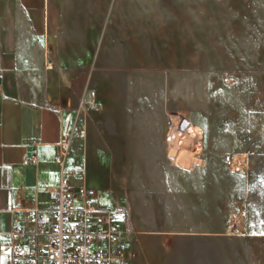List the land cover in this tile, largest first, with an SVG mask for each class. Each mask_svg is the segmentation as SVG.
I'll return each instance as SVG.
<instances>
[{
	"label": "crops",
	"instance_id": "1",
	"mask_svg": "<svg viewBox=\"0 0 264 264\" xmlns=\"http://www.w3.org/2000/svg\"><path fill=\"white\" fill-rule=\"evenodd\" d=\"M257 30L264 38V0H0V243L15 223L28 228V208L52 204L60 174L54 154L92 62L106 72L157 70L170 79L165 88H102L94 156L102 165L108 158L175 159L178 135L166 112L179 114L181 131L192 125L202 133L210 110L205 95L176 88L173 79L209 73L219 46L250 44ZM149 45L163 49L158 63L142 54ZM131 200L122 219L138 231H167L157 228L164 219L138 222L137 196ZM8 262L0 250V264Z\"/></svg>",
	"mask_w": 264,
	"mask_h": 264
},
{
	"label": "rangeland",
	"instance_id": "2",
	"mask_svg": "<svg viewBox=\"0 0 264 264\" xmlns=\"http://www.w3.org/2000/svg\"><path fill=\"white\" fill-rule=\"evenodd\" d=\"M254 33L258 37L250 44L219 46L220 57L214 55L209 73L173 79L174 87L205 95L210 110L201 135L191 130L197 126L181 131L179 114L166 112L169 126L177 117L176 142L180 152L191 156L188 167L174 166V158H108L102 165L101 157L94 156L102 88H165L170 79L157 70L106 72L92 62L81 98L69 109L73 124L66 160L71 157L75 169L80 165L82 181L87 179L106 207L127 216L131 198L137 196L138 222L148 217L160 224L164 219V226L157 228L167 230L138 231L125 217L120 243L129 264L142 257L145 264H264V38L261 31ZM111 50L116 53L115 47ZM163 52L142 47V54L155 63ZM89 90L94 91V108L82 102ZM179 102L174 100V106ZM214 148L218 152H212ZM76 178L74 184L80 183Z\"/></svg>",
	"mask_w": 264,
	"mask_h": 264
},
{
	"label": "built area",
	"instance_id": "3",
	"mask_svg": "<svg viewBox=\"0 0 264 264\" xmlns=\"http://www.w3.org/2000/svg\"><path fill=\"white\" fill-rule=\"evenodd\" d=\"M83 101L97 106L93 90ZM70 140L69 128L54 154L60 174L52 204L46 209L28 208V228L15 223L0 243L8 264H129L120 243L124 218L116 222L115 209L99 203L96 189L82 181L77 169L65 168ZM31 159H36L35 153ZM70 177L81 182L73 184Z\"/></svg>",
	"mask_w": 264,
	"mask_h": 264
},
{
	"label": "bare ground",
	"instance_id": "4",
	"mask_svg": "<svg viewBox=\"0 0 264 264\" xmlns=\"http://www.w3.org/2000/svg\"><path fill=\"white\" fill-rule=\"evenodd\" d=\"M178 119H179V116H178ZM71 120H72V114L69 113L68 116H67V118H66V120L63 123V130L64 131L67 130L68 128H71L70 125L73 124ZM176 120H177V117L174 118L173 119V122H172V131H174V133L176 132L175 131ZM177 127H179V126H177ZM191 130H193L194 135H200V133H201V129H199L198 127H195L193 129L191 128ZM172 153H174V151H172ZM190 161H191V156L188 153H186L185 151L180 152L177 155V157L174 159V162L177 165H182V166H185V167H188L189 166ZM65 168L71 169L73 167L72 166H69V167L67 166ZM77 172H78L79 176L82 173V168L80 167L79 164L77 165ZM75 201H77V200H75ZM111 209H114V208H111ZM116 222H118V223H121L122 222V215L119 214V213H116ZM113 260H115V259L113 258Z\"/></svg>",
	"mask_w": 264,
	"mask_h": 264
}]
</instances>
